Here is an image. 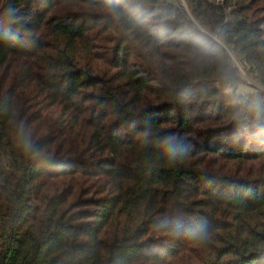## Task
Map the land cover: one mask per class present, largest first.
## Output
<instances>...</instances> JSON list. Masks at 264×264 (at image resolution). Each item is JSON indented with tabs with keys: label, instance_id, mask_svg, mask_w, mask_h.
<instances>
[{
	"label": "trees",
	"instance_id": "obj_1",
	"mask_svg": "<svg viewBox=\"0 0 264 264\" xmlns=\"http://www.w3.org/2000/svg\"><path fill=\"white\" fill-rule=\"evenodd\" d=\"M183 2L0 0V264H264V0Z\"/></svg>",
	"mask_w": 264,
	"mask_h": 264
},
{
	"label": "rangeland",
	"instance_id": "obj_2",
	"mask_svg": "<svg viewBox=\"0 0 264 264\" xmlns=\"http://www.w3.org/2000/svg\"><path fill=\"white\" fill-rule=\"evenodd\" d=\"M180 1H181V3H182V4H184L183 0H180ZM235 65H236V66H238V67H239V68H238V69H239V71H240V72H242V70H241L242 68H240V66H239V65H237V63H235ZM242 74H243V72H242ZM237 90H238V91H241V90H242V87H241V86H239V87L237 88Z\"/></svg>",
	"mask_w": 264,
	"mask_h": 264
}]
</instances>
